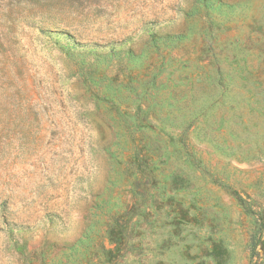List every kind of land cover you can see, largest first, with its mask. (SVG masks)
I'll use <instances>...</instances> for the list:
<instances>
[{"label":"rangeland","instance_id":"rangeland-1","mask_svg":"<svg viewBox=\"0 0 264 264\" xmlns=\"http://www.w3.org/2000/svg\"><path fill=\"white\" fill-rule=\"evenodd\" d=\"M0 264H264V0H0Z\"/></svg>","mask_w":264,"mask_h":264}]
</instances>
